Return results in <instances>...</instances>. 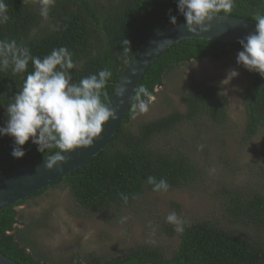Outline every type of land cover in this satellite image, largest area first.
<instances>
[{"label": "trees", "instance_id": "trees-1", "mask_svg": "<svg viewBox=\"0 0 264 264\" xmlns=\"http://www.w3.org/2000/svg\"><path fill=\"white\" fill-rule=\"evenodd\" d=\"M5 2L10 20L0 25V39L26 44L32 55L41 58L54 48L67 47L76 64L70 70L73 82L109 68L113 75L105 89L106 103L139 45L153 31L170 23V14L176 20L184 18L178 13L176 0H56L48 20L39 15L38 0ZM257 12L264 13V0H235L230 15L253 20ZM49 24L58 25L59 30H50ZM228 46L242 50L238 42L182 39L150 63L136 90L145 86L153 95L171 69L191 60L219 59ZM31 71L29 62L24 74H13L11 69L0 72V125H5L6 107ZM182 98L184 111L173 110L135 125L131 123L132 98L115 133L96 155L59 181L0 210V252L20 264H47L46 257L36 251L35 243L28 237L29 226L35 228L37 224L30 222L22 229L16 228L14 224L21 215L14 207L58 183L79 207L99 212L128 206L143 193L155 192L147 183L148 176L166 179L169 190L195 182L203 171L205 155L210 154L207 145L199 150L202 128L192 120L224 122L226 97L212 85L184 90ZM242 100L246 119L241 139L249 141L264 127V77L256 72L249 74ZM13 146L10 136H0V175L58 150L40 153L29 140L22 146L25 155L16 159L11 155ZM260 173L264 179V167ZM120 193L128 196L127 204ZM213 197L220 209L217 217L203 215L185 221L183 232H176L168 222L163 226L166 233L177 235V244L169 255L157 247L137 246L121 255L76 258L75 263L68 260L67 264H264V181L252 189L220 183ZM172 205L177 211L179 205Z\"/></svg>", "mask_w": 264, "mask_h": 264}, {"label": "rangeland", "instance_id": "rangeland-1", "mask_svg": "<svg viewBox=\"0 0 264 264\" xmlns=\"http://www.w3.org/2000/svg\"><path fill=\"white\" fill-rule=\"evenodd\" d=\"M238 51L228 46L219 59L191 60L171 69L162 84L155 87L149 111L135 114L131 119L135 125L173 110L182 112L184 90L218 87L226 97V120L219 124L207 118L192 120L201 126L202 144L208 146L210 154L205 155L203 171L195 182L167 192L147 191L128 206L99 212L79 207L62 183H58L14 207L21 215L14 224L16 228L22 229L30 222L37 224V229L29 226L28 237L35 243L36 251L46 257L47 264L121 255L137 246L157 247L169 255L177 244L176 233L164 231L169 213L175 212L186 222L203 215L217 217L220 209L213 191L220 183L250 189L261 185L264 181L260 173V168L264 167V127L251 140L241 139L246 119L242 98L251 72L236 63ZM231 69L239 75L227 83L225 79ZM172 203L179 205L177 211ZM123 217L127 219L121 223Z\"/></svg>", "mask_w": 264, "mask_h": 264}, {"label": "clouds", "instance_id": "clouds-1", "mask_svg": "<svg viewBox=\"0 0 264 264\" xmlns=\"http://www.w3.org/2000/svg\"><path fill=\"white\" fill-rule=\"evenodd\" d=\"M38 2L39 15L48 20L56 0ZM176 6L178 13L184 17L188 32H205L208 30L206 21L220 13L225 17L230 16L235 0H176ZM9 20L8 5L5 0H0V25ZM169 20L173 25L176 24V16L170 14ZM253 20L256 22L255 31L239 41L242 50L236 55V63L264 77V13L257 12ZM49 28L52 31L59 30L58 25L49 24ZM72 57L73 53L64 46L54 48L50 54L41 58L32 55L26 44H18L15 39H0V72L11 69L13 74H24L29 62L33 66L21 90L7 105V119L5 125L0 127V136H10L14 141L11 152L13 158H22L25 155L22 146L31 140L40 153L59 149L46 158L44 167L52 170L66 161L62 153L92 146L94 139H99L104 131L105 123L117 119L118 108H112L106 103L105 94L112 71L105 67L97 74L73 82L70 70L76 64ZM132 75H135V71ZM238 75V71L231 69L225 80L229 83ZM130 82V79L125 80V84ZM125 91L126 87H120L117 96L122 97ZM133 99L131 109L134 115L149 111L152 94L145 86L138 87ZM198 148L202 150L204 145ZM147 183L155 192H167L170 188L164 178L157 180L154 176H148ZM120 196L127 204L128 196L123 193ZM126 219L121 218V223ZM166 221L174 225L177 232L184 231L185 221L178 218L175 212L169 213Z\"/></svg>", "mask_w": 264, "mask_h": 264}, {"label": "water", "instance_id": "water-1", "mask_svg": "<svg viewBox=\"0 0 264 264\" xmlns=\"http://www.w3.org/2000/svg\"><path fill=\"white\" fill-rule=\"evenodd\" d=\"M205 26L208 29L205 32L197 30L195 33H190L185 27L183 18L176 20L175 25L168 23L153 31L139 45L130 61L122 69L107 101L110 107L118 108L117 119H110L105 123L104 131L99 139H94L92 146L62 153L66 157V161L63 164H58L52 170L46 169L44 164L46 158L54 152L14 171L0 175V210L59 181L96 155L107 144L122 121L146 68L170 45L188 38L239 43L241 39L255 31L256 22L242 17L232 15L225 17L224 14H218L210 21H206ZM133 71H135V75H132ZM126 79H130L131 82L125 84ZM122 86L126 87V91L120 97L117 96V91ZM0 264L20 263L0 252Z\"/></svg>", "mask_w": 264, "mask_h": 264}]
</instances>
